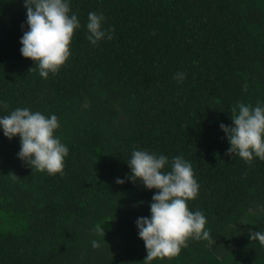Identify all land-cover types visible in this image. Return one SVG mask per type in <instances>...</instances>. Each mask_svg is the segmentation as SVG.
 Masks as SVG:
<instances>
[{
	"label": "trees",
	"instance_id": "1",
	"mask_svg": "<svg viewBox=\"0 0 264 264\" xmlns=\"http://www.w3.org/2000/svg\"><path fill=\"white\" fill-rule=\"evenodd\" d=\"M68 2L81 27L43 78L20 53L24 0H0V117L55 114L68 148L63 175H49L18 158L19 136L0 127V264H144L135 221L151 216L158 190L128 179L134 148L166 156L165 172L174 156L192 164L199 190L187 205L210 233L151 264H264L249 239V229L264 233V160L226 155L219 127L238 103L264 104V0ZM89 12L112 39L89 42Z\"/></svg>",
	"mask_w": 264,
	"mask_h": 264
},
{
	"label": "clouds",
	"instance_id": "2",
	"mask_svg": "<svg viewBox=\"0 0 264 264\" xmlns=\"http://www.w3.org/2000/svg\"><path fill=\"white\" fill-rule=\"evenodd\" d=\"M24 7V23L28 29L20 37V53L37 63L40 76L47 78L50 72L57 73L71 55L69 45L74 30L81 25L77 15L70 14L68 0H24ZM87 21L91 44L112 39L114 29L103 28L102 14L89 12ZM23 27L24 24L21 25ZM185 77V73L178 72L174 78L179 82ZM244 89H247L246 84ZM230 118L231 125H219L230 145L226 155L237 154L248 163L252 162L254 156L264 160V104L260 101L255 106L238 103L231 109ZM0 127L9 140L19 136L20 150L17 156L28 166L37 171H47L49 175H63L68 148L54 135L59 128L55 114L46 117L27 107L16 108L9 115L0 117ZM168 163L164 155L135 148L128 160V179L133 182L139 180L146 189L158 190L151 199V216L138 217L135 221L138 236L144 241L147 253L144 264H151L157 258L171 259L178 256L181 249L187 247L190 238H210L209 231L205 229L206 217L201 211H190L187 205V201L197 197L199 190L192 164L182 156H174L171 170L165 172ZM11 174L14 179L18 178ZM116 183L123 184L124 180L117 178ZM95 231L104 239L105 232L100 224L95 226ZM249 239L258 240L264 246V233L258 230L249 229ZM92 247L99 248L100 243L93 240Z\"/></svg>",
	"mask_w": 264,
	"mask_h": 264
}]
</instances>
